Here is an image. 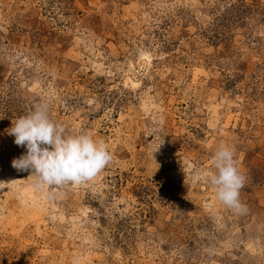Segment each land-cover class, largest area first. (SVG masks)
<instances>
[{"label":"rangeland","instance_id":"374dc122","mask_svg":"<svg viewBox=\"0 0 264 264\" xmlns=\"http://www.w3.org/2000/svg\"><path fill=\"white\" fill-rule=\"evenodd\" d=\"M41 100L108 144L94 179L40 192L11 166ZM221 143L240 213L196 175ZM73 258L264 264V0H0V264Z\"/></svg>","mask_w":264,"mask_h":264},{"label":"clouds","instance_id":"9594fccd","mask_svg":"<svg viewBox=\"0 0 264 264\" xmlns=\"http://www.w3.org/2000/svg\"><path fill=\"white\" fill-rule=\"evenodd\" d=\"M50 113V103L41 100L8 130L15 145L26 148V154L13 159L11 166L18 172H30L33 187L40 192L88 182L112 161L104 140L88 133L68 134L62 124L53 122ZM196 175L207 179L226 208L237 213L245 210L240 201L245 177L237 167L233 146L221 143L211 157V167L198 169ZM72 264H78V259L73 258Z\"/></svg>","mask_w":264,"mask_h":264}]
</instances>
